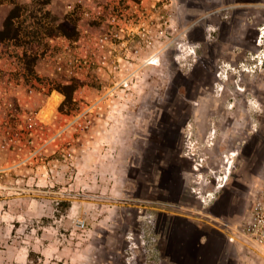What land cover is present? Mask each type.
Returning <instances> with one entry per match:
<instances>
[{
    "label": "rangeland",
    "instance_id": "obj_1",
    "mask_svg": "<svg viewBox=\"0 0 264 264\" xmlns=\"http://www.w3.org/2000/svg\"><path fill=\"white\" fill-rule=\"evenodd\" d=\"M50 1L15 0L19 35L0 40L32 91L0 85V264H125L144 198L168 197L170 163L180 187L193 152L209 184L258 182L264 0H94L88 22Z\"/></svg>",
    "mask_w": 264,
    "mask_h": 264
},
{
    "label": "crops",
    "instance_id": "obj_2",
    "mask_svg": "<svg viewBox=\"0 0 264 264\" xmlns=\"http://www.w3.org/2000/svg\"><path fill=\"white\" fill-rule=\"evenodd\" d=\"M67 1L51 0L48 7H58L61 11L66 12L75 6L79 10V21L88 22L91 18L98 16V12L103 6L94 0H81V5L78 6L77 3ZM15 4V0H0V30L4 28L10 8ZM55 38L62 44V40H66L67 36L60 34ZM0 44L4 45V42L0 41ZM11 48L13 50L4 49L5 52L0 49V75L5 76V78L0 77V85L4 86V83H10L11 87L16 89L15 95H18L21 103L28 106L30 102L26 95H29V92L32 93V91L26 90L29 83H25L21 80L22 78L13 75V71L17 70L14 59L23 54V49L14 44L11 45ZM37 69L40 72L44 70L43 68ZM10 74H12V79ZM60 98L62 99V97ZM203 118L207 120L208 117ZM203 118L200 116L197 119ZM204 149L205 147L202 146L201 151L203 152ZM196 154V152L190 153L191 163L189 166L184 167L180 162L177 164L176 178L180 179V187L177 185L178 180L171 174V178L165 179L160 185L162 191L170 192L168 197L144 198L147 201L144 202L142 208L141 228L137 229L138 235L133 238L130 236L129 252L127 250L124 253L125 264H135L136 261L138 264H239V262H232L231 257L234 255H236L234 260L242 261L244 254L239 257L241 254L239 245L229 241L225 234L219 230L197 220L195 208L202 207V199H204V206L213 213L223 215L235 223L240 222L249 215L250 189L242 197H239L233 191L228 190L230 182H227L221 187L223 191L219 196L212 193L207 198L204 192L214 191L215 184H209L206 181L204 174L207 172V165L202 163V159H195ZM199 175H201L200 178ZM250 182L252 185L253 181ZM197 186L201 188L200 194L195 193L194 189ZM192 197L199 200L197 207L191 203ZM160 215L164 216L162 222L159 221ZM231 253L233 256L230 255Z\"/></svg>",
    "mask_w": 264,
    "mask_h": 264
},
{
    "label": "built area",
    "instance_id": "obj_3",
    "mask_svg": "<svg viewBox=\"0 0 264 264\" xmlns=\"http://www.w3.org/2000/svg\"><path fill=\"white\" fill-rule=\"evenodd\" d=\"M111 20L115 22L117 19L114 16ZM104 38H108V35L105 34L102 39ZM212 173L215 178V189L204 192L207 198L210 194L218 191L215 173ZM258 179V182H254L250 186V211L242 221L235 223L223 215L213 213L204 206V199H202V207L195 208V217L224 233L229 241L239 245V250L247 257H252L255 254L254 256L264 263V171ZM197 193L200 194L201 190Z\"/></svg>",
    "mask_w": 264,
    "mask_h": 264
},
{
    "label": "trees",
    "instance_id": "obj_4",
    "mask_svg": "<svg viewBox=\"0 0 264 264\" xmlns=\"http://www.w3.org/2000/svg\"><path fill=\"white\" fill-rule=\"evenodd\" d=\"M19 13V12H18ZM17 12H11L9 13L8 17L5 20L4 28L0 30V40L9 38L13 39L16 38L19 35V28L15 25V17H17L19 14ZM16 28V29H14ZM66 35V32H63ZM66 91V90H65ZM65 105V102L62 103L61 109H63Z\"/></svg>",
    "mask_w": 264,
    "mask_h": 264
},
{
    "label": "flooded vegetation",
    "instance_id": "obj_5",
    "mask_svg": "<svg viewBox=\"0 0 264 264\" xmlns=\"http://www.w3.org/2000/svg\"><path fill=\"white\" fill-rule=\"evenodd\" d=\"M185 125H187V121H185ZM168 137V136H167ZM248 149L250 150V152H253V145L252 144H249L248 146ZM172 163L169 164V167L166 168L164 172V175H163V181L165 179H169L171 178V174H173V171L175 170V165H171Z\"/></svg>",
    "mask_w": 264,
    "mask_h": 264
},
{
    "label": "water",
    "instance_id": "obj_6",
    "mask_svg": "<svg viewBox=\"0 0 264 264\" xmlns=\"http://www.w3.org/2000/svg\"><path fill=\"white\" fill-rule=\"evenodd\" d=\"M225 183H226V182L221 183V187H222V185H224ZM221 187H220V185L218 186V188H221Z\"/></svg>",
    "mask_w": 264,
    "mask_h": 264
}]
</instances>
